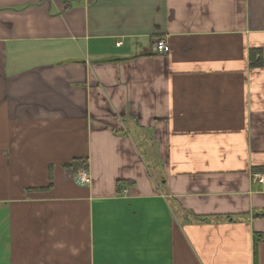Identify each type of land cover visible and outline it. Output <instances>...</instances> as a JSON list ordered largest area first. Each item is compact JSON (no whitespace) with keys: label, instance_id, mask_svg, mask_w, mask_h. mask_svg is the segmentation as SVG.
<instances>
[{"label":"crops","instance_id":"0c3cea01","mask_svg":"<svg viewBox=\"0 0 264 264\" xmlns=\"http://www.w3.org/2000/svg\"><path fill=\"white\" fill-rule=\"evenodd\" d=\"M257 173L264 0H0V264H264Z\"/></svg>","mask_w":264,"mask_h":264},{"label":"built area","instance_id":"2783aa9c","mask_svg":"<svg viewBox=\"0 0 264 264\" xmlns=\"http://www.w3.org/2000/svg\"><path fill=\"white\" fill-rule=\"evenodd\" d=\"M122 43H117V46H121ZM154 52L157 54H169L170 53V47L168 44L163 41H157L154 46ZM253 180L255 182H261L264 183V173H257L253 174ZM75 182L81 186H88L91 184V175L87 168H82L78 170L75 176ZM124 194H127V191H123Z\"/></svg>","mask_w":264,"mask_h":264},{"label":"trees","instance_id":"16d2710c","mask_svg":"<svg viewBox=\"0 0 264 264\" xmlns=\"http://www.w3.org/2000/svg\"><path fill=\"white\" fill-rule=\"evenodd\" d=\"M253 60H255V65L256 66H261L262 65V60H261V58H255V54H253ZM69 168H71V169H73V170H75V171H77V170H79L80 168H87L88 167V163H87V161H82V160H80V159H78V160H75L72 164H70L69 166H68ZM198 219H200V220H204V219H206L205 217H199ZM256 253H257V251H256V248H255V251H254V258H255V260H256Z\"/></svg>","mask_w":264,"mask_h":264}]
</instances>
